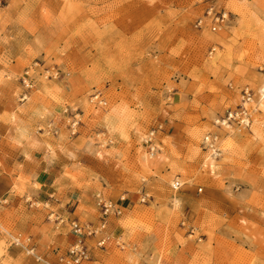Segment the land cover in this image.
Masks as SVG:
<instances>
[{"label":"rangeland","instance_id":"374dc122","mask_svg":"<svg viewBox=\"0 0 264 264\" xmlns=\"http://www.w3.org/2000/svg\"><path fill=\"white\" fill-rule=\"evenodd\" d=\"M31 67L42 75L23 102ZM53 68L59 79L47 78ZM4 80L17 105L45 108L42 132L81 152L65 172L84 195L72 220L96 225L99 197L124 198L110 242H90L84 264L94 249L101 264H264V0H0ZM245 90L251 128L217 127ZM207 135L218 137L215 154ZM38 188L17 176L10 190L20 199L0 204V264H11V246L21 261L31 255L22 246L32 225L70 231Z\"/></svg>","mask_w":264,"mask_h":264},{"label":"crops","instance_id":"0c3cea01","mask_svg":"<svg viewBox=\"0 0 264 264\" xmlns=\"http://www.w3.org/2000/svg\"><path fill=\"white\" fill-rule=\"evenodd\" d=\"M27 104L28 102L17 105L12 83L0 81V184L6 186L5 195L4 191L0 192V204H16L20 198L11 193L13 181L17 176L28 177L30 182L39 187L34 192L39 202L51 204L57 208V212L72 220L78 214L84 195L77 188L73 189V180L68 179L65 172L72 171L75 166L72 159L76 160L81 152L74 143L62 144L61 147L49 134L42 132L41 126L46 123L45 108H31ZM22 107L26 109L25 114L19 111ZM14 115L17 116L15 123L12 119ZM47 212L49 211H43V215ZM200 214L206 218L218 213L205 210ZM32 226L27 230L29 241L22 246L31 255L21 261L23 250L18 246H11L5 256L7 261H11V264H58L60 255L74 243V236L67 227L62 228L59 233L60 229ZM94 250L91 263L101 264L99 254ZM185 258L191 259L189 254L182 256L183 261ZM174 262L175 260L170 264Z\"/></svg>","mask_w":264,"mask_h":264},{"label":"built area","instance_id":"2783aa9c","mask_svg":"<svg viewBox=\"0 0 264 264\" xmlns=\"http://www.w3.org/2000/svg\"><path fill=\"white\" fill-rule=\"evenodd\" d=\"M204 1V0H202ZM212 13V10L208 13ZM226 15L223 14L217 18V21H224ZM202 22H200L201 24ZM47 78L59 79L62 75L59 69L53 68L52 70L45 71ZM42 75L37 71V67H31L24 71L21 78L22 87L25 90V94L22 96L21 101L27 100V94L31 91L36 83L37 76ZM243 106L239 107L234 111H228L227 122L224 119L220 118L215 122L217 127H224L226 129H233V131H239L244 129H250L252 125V116L254 109L247 107L250 103L253 102V94L250 90H245L243 92ZM94 99L98 101L99 104H105L104 99L102 98L101 92L96 93ZM225 115V116H226ZM224 116V117H225ZM77 123H73L72 127H75ZM153 134H151L148 142L150 143L151 153H155V147L153 146ZM218 142V137L213 135H207L204 139L205 148L213 149L214 154L217 153L218 148H214L215 144ZM184 183L176 179L172 188L175 191H178L182 188ZM202 190H200L201 192ZM124 201V198L120 202H114L112 200L104 199L99 197L98 207L100 209V214L102 219L98 224L92 223H82L78 220H69L64 216L52 214L54 216V223L57 227L68 225L70 228L71 234L74 236V243L66 250V252L60 255L58 259V264H84L91 260L92 245L90 242H94L95 246L98 248L104 249L105 246L110 242V236L106 233L108 227V220L111 217L117 218L120 217L123 213L121 202ZM145 201V198L142 199ZM50 217V218H51ZM18 243V242H17ZM16 243V245H17Z\"/></svg>","mask_w":264,"mask_h":264},{"label":"bare ground","instance_id":"6f19581e","mask_svg":"<svg viewBox=\"0 0 264 264\" xmlns=\"http://www.w3.org/2000/svg\"><path fill=\"white\" fill-rule=\"evenodd\" d=\"M262 89H264V82H263V84L260 86V88H259V94H260V99L262 100V101H264V91H262ZM262 103V102H261ZM252 119H253V116H252ZM213 158V157H212ZM212 158L210 157V158H208V160H207V163H209L211 166L213 165V160H212Z\"/></svg>","mask_w":264,"mask_h":264},{"label":"snow or ice","instance_id":"6c2138e0","mask_svg":"<svg viewBox=\"0 0 264 264\" xmlns=\"http://www.w3.org/2000/svg\"><path fill=\"white\" fill-rule=\"evenodd\" d=\"M262 91H264V89H262ZM222 119H224L225 122H227V115H226L225 117H223ZM217 123H219V121H217ZM99 158H100L101 160H103V156H102V155H100Z\"/></svg>","mask_w":264,"mask_h":264}]
</instances>
